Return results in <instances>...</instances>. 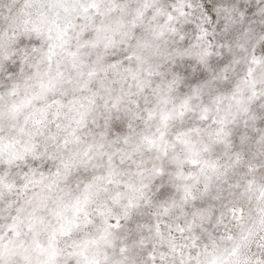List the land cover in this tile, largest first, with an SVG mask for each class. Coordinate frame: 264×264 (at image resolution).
<instances>
[{"label": "snow or ice", "instance_id": "obj_1", "mask_svg": "<svg viewBox=\"0 0 264 264\" xmlns=\"http://www.w3.org/2000/svg\"><path fill=\"white\" fill-rule=\"evenodd\" d=\"M0 264H264V0H0Z\"/></svg>", "mask_w": 264, "mask_h": 264}]
</instances>
